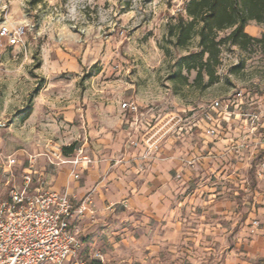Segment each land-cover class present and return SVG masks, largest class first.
Instances as JSON below:
<instances>
[{
  "label": "rangeland",
  "instance_id": "1",
  "mask_svg": "<svg viewBox=\"0 0 264 264\" xmlns=\"http://www.w3.org/2000/svg\"><path fill=\"white\" fill-rule=\"evenodd\" d=\"M186 1L0 0V28L5 22L12 29L26 26L21 42H0V120L8 117L3 127L18 116L19 127L31 120L44 126L33 130L39 137L30 152L21 155L16 149L11 167V153L0 148V191L9 188L11 179L20 183L34 164L38 172L55 174L64 165L53 167L50 158L64 147L78 145L74 155L65 156L68 160L95 153L98 144L91 132L115 111L124 142L112 167L125 165L140 177L162 166L172 180L166 195L173 210L167 223L132 211L129 215L139 230L126 227L108 246L97 239L101 226L87 231L81 237V259L86 262L96 264L97 252L103 255L101 264H245L252 252L261 254L262 246L255 241L264 238V184L253 178L247 155L241 161L214 157L209 163L205 147L226 141L216 155L221 154L229 142L242 138L246 121L232 115L213 138L206 134L200 115L213 100L234 102L241 91L246 97L242 107L233 108L235 113L247 105L250 112L264 109V76L256 73L260 82H247L252 65H264V48L223 47L218 73L223 68L226 74H218L220 81L206 90L193 86L195 73L189 85L174 81L175 63L187 51L172 49L167 55L162 48L168 47V22ZM246 32L262 38L264 25L251 23ZM197 43L190 51L197 50ZM85 80L88 85L83 87ZM126 101L137 104L143 115L137 132L127 123L132 115L121 109ZM194 125L197 128L190 130ZM133 132L142 144L161 138L159 152L149 160L132 158L140 153L125 152ZM176 153L183 165L179 171L159 164L175 160ZM224 159L231 161L226 165ZM191 160H196L194 166L188 164ZM119 213L115 208L113 219L119 221ZM254 221L262 227L257 235L250 232ZM169 223L172 230L181 226L182 237L163 244L160 236ZM252 261L261 260L256 256Z\"/></svg>",
  "mask_w": 264,
  "mask_h": 264
},
{
  "label": "built area",
  "instance_id": "2",
  "mask_svg": "<svg viewBox=\"0 0 264 264\" xmlns=\"http://www.w3.org/2000/svg\"><path fill=\"white\" fill-rule=\"evenodd\" d=\"M25 29L26 26L12 29L5 22L0 28V42L8 38L14 43L21 42ZM245 97L246 93L241 91L234 102L213 100L202 108L200 120L207 126L206 134L217 138L223 122H228L232 115L243 118L247 129L242 138L237 143L229 142L226 150L214 157L233 156L241 161L243 155H247L253 177L257 183L264 184V109L250 112L247 105V108L243 107L240 112L235 113L233 108L242 107ZM121 109L132 115L127 123L137 132L143 117L138 105L126 101ZM193 128H197L196 125L191 126L190 130ZM135 132L130 136L125 152L140 151L132 158L149 160L159 152L161 138L154 141L155 138L151 137L142 144ZM55 159L58 161L54 163ZM195 161L191 160L188 164L194 166ZM15 163V158L9 159L10 167ZM91 163L92 160L87 155L68 160L59 150L55 152L54 159L50 158L53 167L66 164L88 167ZM38 176V171L30 166L20 183L11 179L9 188L5 192L0 191V264H95L81 259L83 242L78 223L85 218L82 211L83 200L78 201L75 196H68V206L62 208L65 193L53 191ZM75 178L78 179L79 175L75 174ZM253 227L260 228V223L254 221ZM94 259L96 264H101L104 260L99 253L95 254Z\"/></svg>",
  "mask_w": 264,
  "mask_h": 264
},
{
  "label": "crops",
  "instance_id": "3",
  "mask_svg": "<svg viewBox=\"0 0 264 264\" xmlns=\"http://www.w3.org/2000/svg\"><path fill=\"white\" fill-rule=\"evenodd\" d=\"M103 120L104 123H102L101 127L97 128V130L93 129L94 131L91 132V135L94 137L93 139H96V144H98V146L96 147V152H93V154L89 156L92 160V163L88 167L83 165L74 167L72 164H66L64 166L58 167L55 174L50 172L44 173L42 171L38 172V178L40 180H44L53 191L66 193L74 190L73 185L80 189L84 188L85 183L91 185L94 181V177L98 173L103 171L109 177L108 184L111 185L108 192L111 193L115 191L118 197L117 200H112L111 195L107 193L101 194L100 196V201L103 205V208H112L110 210L112 214L107 217L108 221L113 220V217L115 215V208H117L121 214L128 210L129 205L126 201V198L131 193L136 196L135 207L132 209V211L143 213L149 219L159 221L161 225V221L167 223V219L171 217L170 214L173 210L168 209V199L166 195L168 192L169 184H172V180H170V178L166 176L167 174L162 170V166L159 168L157 167L152 172V174L154 175L143 174L140 177L134 176L135 173H133L132 170L127 169V166L125 167V165L112 167L113 162L118 160L116 158L119 156L118 151H120V149H122L123 147L124 131L121 128V119L116 117V111L111 113L110 117H106ZM110 126H115V128L110 129ZM213 144L214 147L208 145L205 146L206 150L208 151L207 160L209 161V163H212L214 156L219 153V150H223L224 146H226V141ZM99 148L101 149L99 150ZM97 153H100V155ZM98 156H100V160L97 163ZM178 156L179 154L176 153L175 160L172 159L171 161H169V163L159 164L168 166L172 169H178L179 171L180 169H182L183 165L181 164V161L177 159ZM93 161H95V167L93 166ZM224 161L226 165H228V162L231 160L228 161V159H224ZM224 165L225 164L223 163V166ZM208 168H210V166H208ZM55 170L56 168L54 169V171ZM75 174L79 175L78 179L75 178ZM113 181H115V183H113ZM73 196H75L78 201L83 200L82 196ZM121 196L125 198V201L123 203L119 199V197ZM92 211L95 212V209H92ZM121 214L119 216L120 219ZM97 219H99V217H97ZM78 224L81 227V237H83V235H85L87 231H90L88 233H91V231H93L97 227H104L103 224L93 225L91 221L86 218V216ZM261 228L262 227H260V229H254L252 227V229L250 228V232L252 235H257L260 230H262ZM180 231H182V228L178 224L173 230L171 229V223L167 224L165 226L164 232L161 233L160 236V238L164 240L163 244H168L169 240H171L170 242H172L173 237L181 239L182 236ZM255 243L260 247L262 246L261 254L252 252L251 255H248V257L245 258V264H253L254 262L252 260L253 258H256V256H258L259 260H261L257 264H264V238L261 237L260 239H257ZM97 253L102 254L100 252Z\"/></svg>",
  "mask_w": 264,
  "mask_h": 264
},
{
  "label": "trees",
  "instance_id": "4",
  "mask_svg": "<svg viewBox=\"0 0 264 264\" xmlns=\"http://www.w3.org/2000/svg\"><path fill=\"white\" fill-rule=\"evenodd\" d=\"M184 5L168 22V47L162 48L167 55L172 49L187 51L175 63L177 71L171 77L174 81L189 85V76L195 73L193 86L206 90L220 81L218 69L223 63V47L264 48V36L252 37L246 32L251 23L264 25V0H187ZM226 31L228 33L222 37ZM196 39L197 50L190 51ZM77 146L75 143L64 147L62 154L74 155Z\"/></svg>",
  "mask_w": 264,
  "mask_h": 264
},
{
  "label": "clouds",
  "instance_id": "5",
  "mask_svg": "<svg viewBox=\"0 0 264 264\" xmlns=\"http://www.w3.org/2000/svg\"><path fill=\"white\" fill-rule=\"evenodd\" d=\"M6 6V5H5ZM31 55V53H29ZM224 73L225 69H220L219 73ZM250 76L248 78V83L260 82L259 78L256 76V73H259L260 76H264V65H252L249 69ZM186 74V73H185ZM82 79V77L80 78ZM88 85V81L83 82V87ZM261 86L264 87V83H261ZM39 102V98L37 99ZM47 117H42L46 119ZM8 119L5 117L4 120ZM4 120H0V148H5L6 151L10 152L11 155L8 157L12 159L17 156L16 149H20V154L25 155L31 150L32 141L36 140L39 137L38 131H33L34 129H42L44 126L36 120H31L29 123L24 124L23 127H19L21 117H17L12 125L8 127H3ZM31 137V139H29ZM63 142V141H62ZM37 165L34 164V171ZM93 166L95 167V161H93ZM109 177L101 171L94 177V181L91 185L85 183L84 188L80 189L73 185V191L66 192L64 194V204L62 208L68 206V196L76 195L83 197V207L82 211L86 218L91 221L93 225L103 224L104 227L99 228L97 232V239L104 245L108 246L113 242L114 237L119 232H124L126 227L132 230H139L137 228V222L133 217L129 215L132 209L135 207L136 196L129 194L126 198V201L129 205V208L126 212L121 214V219L117 221L115 218L111 221L107 220V217L111 215L109 209L103 208V205L100 201L101 194H110L112 200H117L118 197L116 192H108L111 185L108 184ZM115 183V181H113ZM120 201L123 203L125 201L124 197H119ZM95 209V212L92 211ZM99 217V219H97ZM127 221V224H125Z\"/></svg>",
  "mask_w": 264,
  "mask_h": 264
}]
</instances>
